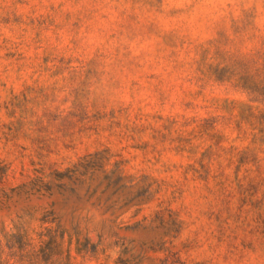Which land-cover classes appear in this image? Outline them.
<instances>
[{
	"label": "rangeland",
	"instance_id": "1",
	"mask_svg": "<svg viewBox=\"0 0 264 264\" xmlns=\"http://www.w3.org/2000/svg\"><path fill=\"white\" fill-rule=\"evenodd\" d=\"M0 264H264V0H0Z\"/></svg>",
	"mask_w": 264,
	"mask_h": 264
}]
</instances>
